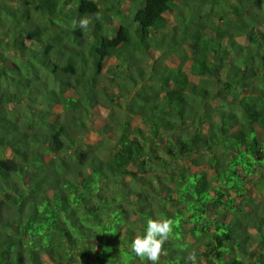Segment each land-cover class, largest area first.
Instances as JSON below:
<instances>
[{
    "label": "trees",
    "instance_id": "1",
    "mask_svg": "<svg viewBox=\"0 0 264 264\" xmlns=\"http://www.w3.org/2000/svg\"><path fill=\"white\" fill-rule=\"evenodd\" d=\"M149 219L264 264V0H0V264H142Z\"/></svg>",
    "mask_w": 264,
    "mask_h": 264
},
{
    "label": "clouds",
    "instance_id": "2",
    "mask_svg": "<svg viewBox=\"0 0 264 264\" xmlns=\"http://www.w3.org/2000/svg\"><path fill=\"white\" fill-rule=\"evenodd\" d=\"M96 19H100L97 14ZM81 30H87L91 19L88 17L79 20ZM173 222L170 219H149L142 235H137L130 243L129 248L142 264H159L160 258L167 254L163 245L173 234ZM185 264H197V254L193 250L185 257Z\"/></svg>",
    "mask_w": 264,
    "mask_h": 264
},
{
    "label": "rangeland",
    "instance_id": "3",
    "mask_svg": "<svg viewBox=\"0 0 264 264\" xmlns=\"http://www.w3.org/2000/svg\"><path fill=\"white\" fill-rule=\"evenodd\" d=\"M232 2H235V0H232ZM221 4H223V2H222ZM225 4H226V3H225ZM218 10H219L220 13H221V9L218 8ZM229 10H230V7H229ZM230 16H231L232 18H235V20H236L237 18H239V15H238V14H231ZM213 17H215V16L213 15ZM217 19H218V17H216V20H217ZM219 24H220L221 26H223V24H224V20L219 21ZM240 39H243V38H240ZM106 81H107V79H106ZM103 84L109 86V85H108L106 82H104V81H103ZM111 110H112V109H110V108L102 107V108L100 109V115H101V118H103V119H106V118L110 119V118L112 117ZM113 118H114V117H113Z\"/></svg>",
    "mask_w": 264,
    "mask_h": 264
}]
</instances>
